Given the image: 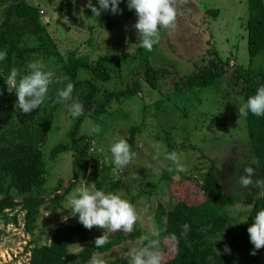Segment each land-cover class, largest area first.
Segmentation results:
<instances>
[{
  "label": "rangeland",
  "instance_id": "374dc122",
  "mask_svg": "<svg viewBox=\"0 0 264 264\" xmlns=\"http://www.w3.org/2000/svg\"><path fill=\"white\" fill-rule=\"evenodd\" d=\"M24 1L35 7H43L45 14L40 15L41 21L47 26L49 35L57 39L58 50L64 60H67L69 52H73L74 57L90 61L105 55L117 57L116 63L112 61L108 66L111 80H96L95 84L100 89L98 100L103 98L104 93L132 86L138 92L124 99L111 100L104 113H91L81 117L76 137L86 138L84 144L89 143V149L88 159L80 165L75 180L72 179L71 150L58 154L53 161L49 160L52 148L70 144L69 134L74 129L76 120L68 113L67 104L70 102L62 104L55 112L43 145V159L47 170L44 188L50 192L60 182H63V186L66 182H76L57 205L45 201L38 206L31 233L25 230L24 211L20 207L5 211V217L0 219V264H27L28 250L31 247L48 244L52 231L60 223L78 221V215H71L68 197L75 188L82 185L95 190L89 171L95 159L111 166L113 178L120 183V188L113 193L135 206L140 220L134 226L142 228L148 234L160 231L154 219L158 204L168 209L177 201L194 203L201 200L202 193L198 189L201 171L211 161H214L215 175L226 191L238 194L243 199L241 203L228 208L229 214L237 220L244 219L252 207L253 199L261 195L263 190L251 187L246 190L237 183L246 166L251 165L256 170L257 176L253 179H258L259 175L245 117L238 112L243 103L242 82L240 79L236 80L232 70L226 71V67L228 69L230 64L233 72H236L237 69H247L250 64L247 53L246 0H187L186 3L177 0L176 28L161 30L159 43L154 45L151 52L137 44L138 36L132 27L137 16L134 9L130 11L127 8L126 0H121L119 4L123 9L122 14L114 15L107 11L102 12L100 17L94 16L86 6L88 0H75L69 23L58 15L59 10L66 16L69 14L68 0ZM92 3L99 7L97 0H92ZM209 10H217L216 15L209 16ZM204 21L207 23L203 24ZM87 26L89 30L92 29L91 38L83 40L81 38L84 36L89 37ZM194 26L198 27L194 31L195 36L189 31ZM110 31L115 33H108ZM200 33H205L206 40L211 36L217 57L206 55L205 58L212 57L211 60L219 62L223 71L212 84H202L200 78L193 77L192 85H188V78L199 74L200 63H203L200 59L204 53L205 40L200 37ZM105 36L107 41L104 40ZM81 40L83 47L81 44L77 45ZM186 47L190 49L185 50ZM190 50V57L186 58L185 55ZM208 52L209 50L206 51ZM33 60L42 61L47 70L64 80L61 63H56L54 58L44 60L33 57L31 61ZM145 62L157 72L154 88L142 78L141 71ZM250 66L256 71L264 70V50L252 60ZM23 70L26 73L27 67ZM89 76L88 71L79 69L80 78L86 79ZM10 95L15 96L12 92L0 101L5 122L12 116L7 111L11 105ZM131 127L137 128L134 146L131 147L136 155L129 165L117 168L111 163L110 148L120 139L127 141ZM172 151L180 154V162L187 169L185 172L169 171L175 166L165 158V154ZM166 176L169 177L168 180L165 179ZM50 197L47 195L43 198ZM14 215L16 224L12 221ZM103 232V229L94 226L90 230V241L94 242ZM110 233L112 232H106V235ZM153 238L157 239V236ZM164 245L167 250H172L170 243L164 242ZM164 245L159 243V251ZM139 247H142L140 242L127 243L98 258L112 260L124 257L129 255L131 249ZM81 248L82 244L70 246L66 259ZM260 260L264 264V248L260 253Z\"/></svg>",
  "mask_w": 264,
  "mask_h": 264
},
{
  "label": "trees",
  "instance_id": "16d2710c",
  "mask_svg": "<svg viewBox=\"0 0 264 264\" xmlns=\"http://www.w3.org/2000/svg\"><path fill=\"white\" fill-rule=\"evenodd\" d=\"M246 2L247 53L251 64L264 50V2L263 0ZM216 13L217 10L207 11L209 16H215ZM0 51L7 52V58L0 61V101L9 94L4 80L11 69L16 68L22 74H26L23 69H26L33 57L44 60L54 58L56 63H61L64 75L63 83L51 85L48 98L31 114L25 115L19 107H15L16 94L9 97L11 105L7 111H10L12 116L8 122L3 119L2 107L0 108V219L5 217L6 210L20 207L24 211L25 230L31 233L38 206L44 203L36 198L52 196L63 187V182H60L50 192L44 188L47 170L43 159V145L52 126L54 114L62 105L55 103L57 89L68 82L73 83L75 85L73 98L78 99L84 108L83 114L76 118L74 129L69 134L70 144L55 146L49 155V160L53 161L58 154L71 150L74 180L77 178L80 165L88 159L89 143L84 144L86 138L76 137L81 117L91 113L95 115L104 113L111 100L124 99L136 94L138 89L132 86L117 92L104 93L103 98L98 100L100 89L95 84L96 80L104 82L111 80L108 66L117 57L105 55L90 61L87 58L74 57V53L69 52L67 60H64L46 25L41 21L38 7L29 5L24 0H0ZM209 55L216 57L215 51L209 52ZM218 63L209 58L204 69L199 74L189 77L187 84L192 85L194 78H200L202 84H212L223 71V68L218 67ZM250 64L247 69L235 70V76L242 82L243 103L255 95L257 88L264 84V70H253ZM80 68L88 71L90 76L86 79L80 78ZM141 73L143 80L154 88L156 70L145 62ZM245 124L259 178H264V116L257 117L249 113L245 117ZM136 132L135 127L129 129L127 141L131 147L134 146ZM110 169L111 166H106L97 159L93 160L90 181L95 190L113 193L120 188L119 180L113 178ZM165 179L168 180L169 177L166 176ZM75 182L69 183L65 191L50 200V203L57 205L62 197L69 193ZM198 189L202 193V198L198 202L177 201L168 209L162 204L157 205L154 215L160 229L157 239L163 245L164 242L170 243L172 248L170 251L165 245L160 248L159 252L163 258L161 264H262L260 253L263 248L259 249L256 255H250L254 246L250 242L247 229L254 222L257 212L264 210V190L253 199L252 207L244 219L237 220L229 214L228 208L241 203L243 199L238 194H229L221 185L215 175L214 161H211L208 167L202 168ZM12 221L14 224L17 223L15 215L12 216ZM185 223L190 226L186 238L180 235ZM146 233L138 226H134L131 233L122 230L112 232L107 235L110 243L102 248H96L95 243L90 241V230L84 228L81 223L62 222L52 231L48 244L34 245L28 250L27 264H88L92 257L98 258L127 243L140 242L143 246L139 237ZM172 234L179 237V243L171 239ZM222 235L223 239L220 240ZM76 244H82V248L66 259L69 247ZM225 244L231 249L230 254L218 255L215 247L223 253ZM129 259L130 256L127 255L105 261L106 264H129Z\"/></svg>",
  "mask_w": 264,
  "mask_h": 264
},
{
  "label": "clouds",
  "instance_id": "9594fccd",
  "mask_svg": "<svg viewBox=\"0 0 264 264\" xmlns=\"http://www.w3.org/2000/svg\"><path fill=\"white\" fill-rule=\"evenodd\" d=\"M180 2L186 3L187 0H180ZM120 3L121 0H97L99 5L97 7L93 5L92 0H88L86 6L94 16L100 17L102 12L107 11L114 15L122 14L123 9L119 7ZM126 3L127 8L130 11L134 9L137 16V21L132 26L138 36L137 44L148 52L153 51L154 45L159 43L161 30H175L178 15L177 0H126ZM6 58L7 52L0 51V61H4ZM4 81L9 93L15 91L17 97L15 107H19L25 115L31 114L33 110L41 107L48 98L51 85L63 83V80L57 78L53 71L47 70L40 60L30 61L26 74H21L19 70L12 68ZM74 89L75 85L71 82L57 89L55 103L70 102L67 104L69 115L79 118L83 114L84 108L78 99L73 98ZM238 112L245 117L249 113L257 117L264 116V84L257 88L255 95L250 96L245 103L240 105ZM94 131H99V129H94ZM110 151L112 154L111 163L121 169L129 165L136 155L124 139L114 143ZM165 158L175 166L169 171L174 170L181 173L187 170L180 162V154L176 151L166 153ZM253 163L255 164V162ZM256 176V170L251 165L246 166L237 183L246 190L250 187L264 190V178L253 179ZM68 201L71 205V215L73 217L78 215V222L84 228L91 230L95 226L104 230L103 234L94 241L96 248H102L110 243L106 232L122 230L125 233H131L134 230V225L140 220L135 206L115 193L90 190L82 185L73 190ZM189 231L190 226L185 223L182 226L181 237L186 238ZM247 232L250 242L254 246L250 255H256L259 249L264 248V210L257 212L254 222L248 227ZM155 236H158V233H146L139 237L143 246L131 249L129 264H161L159 240L153 238ZM171 239L179 243V237L175 234H172ZM222 239L223 235L220 240ZM214 250L218 255L231 252L227 244L224 246L223 253L216 247ZM88 264H106V261L94 256Z\"/></svg>",
  "mask_w": 264,
  "mask_h": 264
},
{
  "label": "crops",
  "instance_id": "0c3cea01",
  "mask_svg": "<svg viewBox=\"0 0 264 264\" xmlns=\"http://www.w3.org/2000/svg\"><path fill=\"white\" fill-rule=\"evenodd\" d=\"M68 2V4H69V14L66 16L65 15V13H62V11H60L59 10V12H58V15L60 16V18H62L63 20H65L66 21V23H69V21H70V18H71V14H72V12H73V7L75 6V0H68L67 1ZM63 4H64V2H63ZM38 9H40V10H42L43 11V14H45V10L43 9V7L42 6H38ZM179 12H182V11H179ZM42 14V15H43ZM204 17H207V16H205L204 15ZM209 17V16H208ZM47 23V22H46ZM205 23H207V21H204L203 22V24H205ZM47 24H49V23H47ZM192 27V26H191ZM195 28H193V29H191V28H189V31H190V33L191 34H193L194 36L196 35V32H194L195 30L197 31V29H198V27L197 26H194ZM46 28H47V26H46ZM109 29H111V28H108V30ZM47 30H48V28H47ZM107 30V31H108ZM87 31H89L88 32V38H87V35L86 36H84L83 38H81V39H85V40H87V39H89V38H91V33H92V29H90L89 30V26H87ZM106 31V32H107ZM48 33H49V31H48ZM108 33H115V32H113V31H110V32H108ZM200 35V37L203 39L204 38V40H205V45H204V53L202 54V58L200 59V60H206V62H204L203 61V63H200L201 64V67H200V72L204 69V67L206 66V64H207V60H209V59H207V58H205L206 57V51H208L209 50V52H212V51H215V47H214V44L213 43H211L212 42V40H211V36H210V38L208 39V40H206V35H205V33H200L199 34ZM52 39H53V41L55 42V44H56V46H57V48H59V45H58V42H57V39L54 37V36H52ZM83 40H81V42L79 41L78 42V44L77 45H79V44H81V46L83 47L84 45H83ZM104 40H106L107 41V37L105 36V38H104ZM108 42H110V41H108ZM75 47H77L76 45H75ZM78 47H80V46H78ZM81 48V47H80ZM190 49V47H186L185 48V50H189ZM176 50L177 51H179V49L178 48H176ZM59 51V50H58ZM190 52H191V50L190 51H187V54L185 55V57L186 58H189L190 57ZM209 52H208V55H209ZM205 55V56H204ZM210 56V55H209ZM201 57V56H200ZM210 58H212V57H210ZM201 61V62H202ZM222 65H220V63H218V67L220 68ZM229 70H232V75L234 74V72H233V68H232V66H230V64H229V66H228V69H227V67H226V71H229ZM236 80H238L237 79V77H236ZM236 84L238 85V83H237V81H236ZM239 92V91H238Z\"/></svg>",
  "mask_w": 264,
  "mask_h": 264
},
{
  "label": "water",
  "instance_id": "95a60500",
  "mask_svg": "<svg viewBox=\"0 0 264 264\" xmlns=\"http://www.w3.org/2000/svg\"><path fill=\"white\" fill-rule=\"evenodd\" d=\"M234 75H235V72H234ZM68 185H69V183L68 182H66V184H64V186L61 188V189H59L58 191H56V192H54V194L50 197V198H36V200H42V201H50V200H52L53 198H55L58 194H60V193H62V192H64L65 191V189L68 187ZM11 199H14V198H11ZM15 201H22V200H20V199H15Z\"/></svg>",
  "mask_w": 264,
  "mask_h": 264
},
{
  "label": "built area",
  "instance_id": "2783aa9c",
  "mask_svg": "<svg viewBox=\"0 0 264 264\" xmlns=\"http://www.w3.org/2000/svg\"><path fill=\"white\" fill-rule=\"evenodd\" d=\"M39 14L42 15L43 11L39 9ZM13 93L15 94V91H13ZM13 225V224H12ZM19 225V224H18Z\"/></svg>",
  "mask_w": 264,
  "mask_h": 264
}]
</instances>
